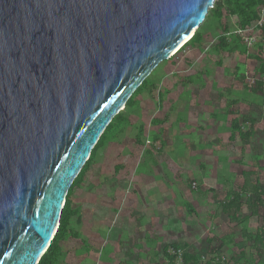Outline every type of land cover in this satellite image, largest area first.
<instances>
[{"label": "rangeland", "instance_id": "1", "mask_svg": "<svg viewBox=\"0 0 264 264\" xmlns=\"http://www.w3.org/2000/svg\"><path fill=\"white\" fill-rule=\"evenodd\" d=\"M241 22L239 14L217 18L209 11L201 25L205 40L177 51L148 77L71 195L76 208L54 264H170L165 250L173 255L174 245L182 253L186 245L194 249L198 264H264L255 243L264 227V177L256 173L264 144L253 122H244L248 115L236 108L238 94L264 102V57L259 43L249 54L244 50L233 33ZM223 35L226 40L219 43ZM245 73L260 77L255 86L249 82L253 88ZM235 119L244 122L241 131L249 138L233 131ZM129 141L135 146L130 158ZM222 154L227 161L234 156L235 162H228L231 178L216 173ZM129 160L144 165L148 182L132 180ZM255 189L262 190L263 203L251 209ZM229 192L241 194L239 221L222 210ZM107 209L112 215L105 217ZM182 253L175 264L182 263Z\"/></svg>", "mask_w": 264, "mask_h": 264}, {"label": "water", "instance_id": "2", "mask_svg": "<svg viewBox=\"0 0 264 264\" xmlns=\"http://www.w3.org/2000/svg\"><path fill=\"white\" fill-rule=\"evenodd\" d=\"M215 1L0 0V264L39 263L110 123Z\"/></svg>", "mask_w": 264, "mask_h": 264}, {"label": "trees", "instance_id": "3", "mask_svg": "<svg viewBox=\"0 0 264 264\" xmlns=\"http://www.w3.org/2000/svg\"><path fill=\"white\" fill-rule=\"evenodd\" d=\"M263 5H264V0H217L214 4V7L212 9H210V11L217 18L218 17L222 18L226 13H229V12L233 13V14H239L242 17L241 26L246 27V26L250 25L253 21H256L257 19L260 18L259 8L262 7ZM263 32H264V27H263ZM204 40H205V37H204V35L201 31V27H200V29L196 32V34L192 37V39H190V41H188V43H186L182 48H184L185 46H189V45H191V46L199 45ZM225 40H226V37L223 35L219 39V43L224 42ZM182 48L180 50H182ZM260 71L262 73H264V64L262 65V68L260 69ZM148 84H149V80L146 79L144 81V83L134 93V95L130 98L125 109L132 107V105H134L136 95L144 87H146ZM257 84H260L261 88L263 87L262 82L257 83ZM262 92H264V89H262ZM124 110L122 112H120L114 118V120L110 123V125L108 126V128L106 129L104 134L102 135L101 139L99 140L98 144L94 148L90 159L87 161V163L83 167L80 175L76 178L73 185L71 186L70 191H69L68 196H67V201H66L64 208H63V211H62L60 225L58 227L56 235H55L51 245L49 246L48 250L46 251V253H44V255L41 257L38 264H54L55 263L56 255H57L58 251L60 250V245H59L60 240L64 237H66L67 232H68L69 222H70V220L74 214V211L72 209V201H71L70 197L73 194L75 188L81 184L85 173L87 172V170L91 166V164H92V162H93V160L97 154V151L104 145L105 141L107 140V138L109 136L110 131L114 128L116 123L125 121ZM248 120L250 121L251 119L248 117L244 118V122H248ZM244 122H241L237 119L233 120L232 129H233V131H239L240 136L243 139H247L250 136L249 132L244 133L241 131V127H242ZM231 136L234 137L233 134ZM255 191H256L255 193H256L257 199L255 202V205L250 206L251 209L256 208L258 206V204L263 203L262 190L255 189ZM243 207H244V203L242 202V197H241L240 193H237V192L227 193L225 201L222 204V210L224 213H226L229 216V219L231 221H239L240 220V213H242ZM255 243H256V245L260 246L261 249L259 250V253L261 254V256L264 257V255H263L264 227L261 231L258 232L256 239H255ZM185 247H188V249L185 250L184 253H182V248L178 245H174L172 247L173 255H171L169 249L165 250V255L169 259L170 264H175V262L178 258L179 250L182 253V255H181L182 263L181 264H198L199 259H198V256L196 254V251L194 249H190L188 245H186ZM208 264H210V263H208Z\"/></svg>", "mask_w": 264, "mask_h": 264}, {"label": "crops", "instance_id": "4", "mask_svg": "<svg viewBox=\"0 0 264 264\" xmlns=\"http://www.w3.org/2000/svg\"><path fill=\"white\" fill-rule=\"evenodd\" d=\"M227 33V32H226ZM225 33V34H226ZM259 45H257V47H258ZM255 47L256 46H254L253 48H249L248 46H244V50L245 51H247L248 50V54L252 51V50H255ZM247 73H245V75H246ZM255 78V77H254ZM254 78H252L251 76H249V75H246V81L248 82V85H249V87L250 88H253V87H251L250 86V83L252 82V81H255L254 83H256V81L257 80H260V77H259V79H255V80H253ZM250 82V83H249ZM255 85V84H254ZM238 97H237V102H238V105H237V107L236 108H238V109H243L244 110V115H248V117H250V119H251V121L253 122L252 123V127L253 128H255V135L257 134V136H259L260 138H259V140L260 141H262V143L264 144V102H263V100H261V98L259 99L258 98V96H255V97H246V96H241L240 94H238L237 95ZM234 138V137H233ZM253 140H254V138H253ZM259 141V142H260ZM213 143V142H212ZM211 143V144H212ZM134 149H135V146H134V142L133 141H129V158H130V156H132V155H134ZM223 153V152H222ZM224 154V153H223ZM221 155V162H223L222 163V166H218L219 167V169H217V174L218 175H220V177H222V176H224V177H228V178H231V177H233L234 176V174H232V173H228L229 171H228V169H229V167L230 166H228V162L230 161L231 163L232 162H235V159H234V156H231L230 158L231 159H229V161H227V158L225 157V155ZM264 154H263V152H261L260 154H257V158L259 157V162H261V164L259 165V169L260 170H258V167L256 166V167H252L251 168V170L252 171H256V170H258V171H256V173L257 174H259V176L260 177H264V168H261L262 167V165H263V156ZM145 160L147 161L148 160V165H150L151 167H154L153 165H152V163H151V161L148 159V157H145ZM218 160V159H217ZM137 161V160H136ZM225 161H227V162H225ZM129 169L131 168V171H129L130 172V174L129 175H131V178H132V180L133 181H136V179H139V180H143L144 182H148L149 181V177H150V175H149V173L147 172V170L144 168V165H142V166H140V163H138V165H137V163H135V162H133V163H131V160H129ZM179 164H181V165H178L179 166V168H182V167H184V163L182 164V162L181 161H179ZM219 165V164H218ZM218 167H216V168H218ZM247 169L245 168V169H242L241 170V172H242V174L244 173V172H247L246 171ZM228 171V172H227ZM228 173V174H227ZM241 174V175H242ZM238 177H239V175H237ZM142 205V204H141ZM143 206V205H142ZM75 208L76 207H74V206H72V209H73V211H75ZM80 209L81 210H83V208L82 207H80ZM145 211H146V209L144 208V207H142V210L140 211V213L141 214H143V215H145ZM106 215H105V217L108 215V216H111L112 215V213L110 214V210H106V212H104ZM129 214H130V210H129ZM131 220V219H130ZM131 223L132 222H130L129 221V237H133L132 235H133V233H134V230H132L131 229ZM110 248H112V247H110ZM111 250V249H110ZM110 250H106L107 252H110ZM105 251V252H106ZM111 253V252H110ZM97 254H99V253H97ZM102 253H100V255H101ZM96 257H102V256H97V255H95ZM87 264H90V261H88L87 262ZM100 264V263H99Z\"/></svg>", "mask_w": 264, "mask_h": 264}, {"label": "built area", "instance_id": "5", "mask_svg": "<svg viewBox=\"0 0 264 264\" xmlns=\"http://www.w3.org/2000/svg\"><path fill=\"white\" fill-rule=\"evenodd\" d=\"M264 5L260 10V18L256 21H253L250 25L246 27H239L233 31L234 34H237L242 42L249 48H253L258 43L261 44V55L264 57ZM230 35L231 32L226 33ZM254 80V79H253ZM255 84L254 81L251 82V86ZM178 253L181 254V251Z\"/></svg>", "mask_w": 264, "mask_h": 264}, {"label": "bare ground", "instance_id": "6", "mask_svg": "<svg viewBox=\"0 0 264 264\" xmlns=\"http://www.w3.org/2000/svg\"><path fill=\"white\" fill-rule=\"evenodd\" d=\"M191 37H189V39H190ZM188 39V40H189ZM188 43V42H187ZM185 45V43H183V45H180V47L175 51V53H177V51H179L183 46Z\"/></svg>", "mask_w": 264, "mask_h": 264}]
</instances>
